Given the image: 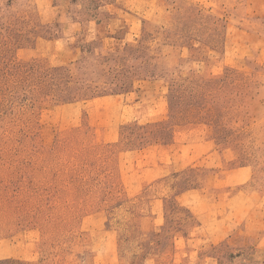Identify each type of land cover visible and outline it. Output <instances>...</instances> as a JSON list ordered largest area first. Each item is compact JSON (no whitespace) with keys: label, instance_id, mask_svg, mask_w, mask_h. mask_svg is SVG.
<instances>
[{"label":"rangeland","instance_id":"374dc122","mask_svg":"<svg viewBox=\"0 0 264 264\" xmlns=\"http://www.w3.org/2000/svg\"><path fill=\"white\" fill-rule=\"evenodd\" d=\"M0 264H264V0H0Z\"/></svg>","mask_w":264,"mask_h":264},{"label":"crops","instance_id":"0c3cea01","mask_svg":"<svg viewBox=\"0 0 264 264\" xmlns=\"http://www.w3.org/2000/svg\"><path fill=\"white\" fill-rule=\"evenodd\" d=\"M121 110H122V108H121Z\"/></svg>","mask_w":264,"mask_h":264}]
</instances>
